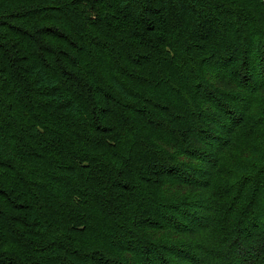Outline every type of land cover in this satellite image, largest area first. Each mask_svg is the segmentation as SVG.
Wrapping results in <instances>:
<instances>
[{"label":"trees","instance_id":"obj_1","mask_svg":"<svg viewBox=\"0 0 264 264\" xmlns=\"http://www.w3.org/2000/svg\"><path fill=\"white\" fill-rule=\"evenodd\" d=\"M0 264H264V0H0Z\"/></svg>","mask_w":264,"mask_h":264}]
</instances>
